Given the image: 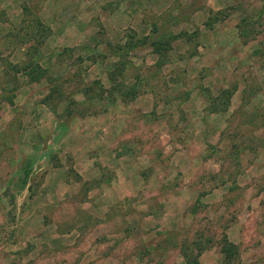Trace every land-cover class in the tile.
<instances>
[{
  "label": "rangeland",
  "instance_id": "374dc122",
  "mask_svg": "<svg viewBox=\"0 0 264 264\" xmlns=\"http://www.w3.org/2000/svg\"><path fill=\"white\" fill-rule=\"evenodd\" d=\"M222 234L264 264V0H0V264H223Z\"/></svg>",
  "mask_w": 264,
  "mask_h": 264
},
{
  "label": "trees",
  "instance_id": "16d2710c",
  "mask_svg": "<svg viewBox=\"0 0 264 264\" xmlns=\"http://www.w3.org/2000/svg\"><path fill=\"white\" fill-rule=\"evenodd\" d=\"M25 11H28V8L25 7L24 8ZM229 10V9H227ZM227 10H221V11H217L215 13H213L212 15L209 16V18L207 19V21L205 22V25L207 27H213L214 24L223 21L226 17H227ZM241 26H247L246 24V18L243 17L241 18ZM239 25V27H241ZM244 29L239 28V34L242 36L245 35ZM186 38L187 41H189L191 39L190 36H188V34L186 33H179L176 35L170 34L169 36L165 37V38H161V39H149L150 41V45L152 46V51L153 53H155L159 60H166L167 59V53L169 51L170 47V43L169 41L171 40H177L180 38ZM139 44H144V42H146V39H142L139 41ZM130 46V41L126 43V47ZM137 46V45H135ZM132 46V47H135ZM123 57H126L127 55L124 53L122 55ZM38 57H41V53H38ZM35 58L33 59L30 58L23 66V69L21 68V71L23 72V74H25L26 76H30V81L33 82L35 80H37V77L34 76V68H32V66L35 64ZM8 64V65H7ZM1 66L3 68V74L5 76H7L8 74L10 75L11 70L13 69V65L7 63L6 61L1 62ZM124 71H125V63L123 61H118L117 63H115L113 65V69L109 72L108 74V79L111 82V85L114 86V88L118 89V90H123L124 89V84L122 83H118V80L122 79L124 77ZM55 90H52L51 92H54ZM132 94V96H135L136 92H135V87H131L130 89H128L127 91H125V96H128V94ZM124 96V95H122ZM75 104L74 100H70L69 106ZM71 111V110H69ZM220 252L223 255V264H230L231 259L238 256V249L236 247L235 244H233L232 242H230L227 238V236L225 234H222L221 237V244H220ZM199 256V253H197L196 255H185L186 258V263L187 264H199L197 257Z\"/></svg>",
  "mask_w": 264,
  "mask_h": 264
}]
</instances>
